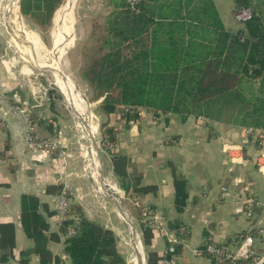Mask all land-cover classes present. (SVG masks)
I'll return each mask as SVG.
<instances>
[{
	"label": "crops",
	"instance_id": "1",
	"mask_svg": "<svg viewBox=\"0 0 264 264\" xmlns=\"http://www.w3.org/2000/svg\"><path fill=\"white\" fill-rule=\"evenodd\" d=\"M7 1L0 0V264H40V255L33 251L34 240L22 224L25 196L37 200L38 213L47 224L48 264H72L65 245L77 220L74 217L78 218L72 212L73 202L88 218L113 230L121 253L115 230L90 217L79 188H73L75 172L69 155L52 148V139L64 129L52 92L42 91L45 86L30 77L25 67L14 70L13 64L1 58L4 29L9 28L2 20ZM120 113L103 116L114 127L115 140L104 146L107 165L100 160V151L98 158L103 171L125 194L144 264H168L170 258L167 237L141 220L144 207L162 215L168 227L179 221L188 231L177 253L178 264H216L195 250L209 240L223 242L264 225V136L247 135L241 126L194 116L182 120L175 114L159 115L154 119L152 112L144 110L120 118ZM177 178L187 182V198L181 206L176 201ZM63 196L69 209L66 215L59 209ZM251 198L257 204L249 215ZM256 246L264 252V243Z\"/></svg>",
	"mask_w": 264,
	"mask_h": 264
},
{
	"label": "trees",
	"instance_id": "2",
	"mask_svg": "<svg viewBox=\"0 0 264 264\" xmlns=\"http://www.w3.org/2000/svg\"><path fill=\"white\" fill-rule=\"evenodd\" d=\"M65 0H22L25 20L47 31ZM234 7H250L253 17L244 24L227 26L214 0H128L114 2L98 30V46L88 53L81 74L94 92L102 116L110 117L129 105L151 110L155 115L190 116L243 128L264 129V0H233ZM101 36V38H99ZM102 144L115 140L114 127L102 121ZM187 182L176 179V201L184 205ZM37 200L25 196L22 224L34 240L40 264H48L47 224L38 213ZM78 214L75 232L68 237L65 252L72 264H127L118 252L112 229ZM140 211V218H141ZM177 236L181 222H170ZM252 228L249 233L255 232ZM243 235L223 242L209 240L219 248L237 244ZM176 245V253L182 249ZM216 264L211 254L204 252ZM238 264H253L238 261ZM264 264V262H262Z\"/></svg>",
	"mask_w": 264,
	"mask_h": 264
},
{
	"label": "rangeland",
	"instance_id": "3",
	"mask_svg": "<svg viewBox=\"0 0 264 264\" xmlns=\"http://www.w3.org/2000/svg\"><path fill=\"white\" fill-rule=\"evenodd\" d=\"M67 1L68 0H65L59 9H61L64 4L67 3ZM115 1L119 0L76 1L72 9L73 38L75 40H73V42L66 48L65 54L60 60L64 71L71 77L74 86L78 87L84 98L90 104L91 110L97 118L98 134L96 141L99 146L100 160L104 162L105 166L107 165L105 154L107 153V150L101 141V124L104 120V117L98 108L100 99H95L92 88L82 77L81 69L87 60L86 57L88 58V53L91 54L97 48L99 43L98 38H96V36L98 37L97 32L100 29V26L103 24L104 16L113 10ZM215 2L218 6L224 23L227 26H237L238 24L235 22L233 17V13L235 11L233 0H215ZM3 6L5 9L4 4ZM58 10L54 15L51 27L47 31L36 28L30 21L25 20L22 17L24 30L28 36L27 38H31L34 45L36 46L34 47L35 53L38 55V57L46 61L53 60L54 58L51 50L54 46L56 33L59 30V28H57V14L60 10ZM2 20L5 23V10L3 12ZM97 27L98 30L96 31V34H94V28L96 29ZM4 28H6V26H4L3 29ZM12 36L13 35L9 33L8 28L4 29L5 45L2 49L1 58L10 65L13 64L12 68H14V70L19 71L22 69V67H25L26 71L31 72L28 74L30 77L37 78V80H39L41 84L46 87L45 88L41 86L42 91L48 93L50 91L52 92V102L57 113L61 117V124L64 127L62 134L56 139H52V141L56 144V151H64L62 153L67 155V157L69 155V159L72 161L73 171L75 172L72 177V184L74 185L73 188H79L80 198L89 209V211L87 210L90 212L89 216L106 223L115 230L118 237L117 240L121 254H123L126 260H128V264H133L131 254H134V250L131 244V239L129 238V227L127 226L126 222L118 215L116 204L97 190L87 171L83 157V149L84 146H86V142L82 139L81 133L76 126L75 117L73 115V111L71 110L70 104L68 103L67 97L56 84L53 72L49 68L37 64L26 57V55L21 52L20 46L17 45L16 39ZM99 38H101V36H99ZM148 111L152 112L151 110ZM154 115L155 114L152 116ZM104 174L113 185H116L117 190L122 196V202L125 204V194L121 191L117 184L113 182L105 168ZM142 209L141 216H143ZM153 212L154 214L159 215L155 211Z\"/></svg>",
	"mask_w": 264,
	"mask_h": 264
},
{
	"label": "bare ground",
	"instance_id": "4",
	"mask_svg": "<svg viewBox=\"0 0 264 264\" xmlns=\"http://www.w3.org/2000/svg\"><path fill=\"white\" fill-rule=\"evenodd\" d=\"M76 1L77 0H68L67 3L59 9L60 11L58 10L59 13L57 12V28H59V30L57 29L58 32L56 33L54 46L51 50L54 58L50 61H46L38 57L34 51V47L36 46L34 45L33 40H31V38H27L28 36L25 33L22 16L20 14L19 0H8L7 5L5 4V22L9 27V33L13 35L12 37L16 39L17 45L20 46L21 52L24 53L31 61L49 68L53 72L55 82L67 97L68 103L70 104L75 117L76 126L81 133L82 139L86 142V146H84L83 149V157L87 171L97 190L104 196H108V194L112 193L113 190L118 193V203L116 204L117 213L128 226L129 218L126 216L124 207L122 206V196L120 192L117 189L115 190V188L108 181L103 183L100 176V161L98 158L97 143L95 142L98 134L97 118L91 110L90 104L84 98L78 87L74 86L71 77L64 71L63 65L60 63V60L66 52V48L73 42V40H75L73 38L72 9ZM138 241L135 243L131 240L134 250V254L131 256L132 263L144 264L141 260L142 249ZM137 254L139 255V260H137Z\"/></svg>",
	"mask_w": 264,
	"mask_h": 264
},
{
	"label": "built area",
	"instance_id": "5",
	"mask_svg": "<svg viewBox=\"0 0 264 264\" xmlns=\"http://www.w3.org/2000/svg\"><path fill=\"white\" fill-rule=\"evenodd\" d=\"M139 0H128L131 5H134ZM233 17L235 22L238 24H244L253 17V11L250 7H241L236 8ZM146 110L140 106L129 105L124 108L120 113V118L127 116L129 114L135 115L139 112ZM153 112V111H152ZM155 114L154 112L152 115ZM157 116V115H156ZM154 116V118H156ZM244 131L247 135L256 134L258 136H264V129H256L254 127H246ZM53 142V141H52ZM42 145L48 146V142H43ZM111 146V144H110ZM52 148H56V144L52 143ZM257 204V201L251 198L248 202L247 213L252 215L254 206ZM59 209L63 215H66L68 209V204L66 198H63L59 202ZM143 216L141 217L142 221L146 224L153 225L158 228L168 240V253H170V258L168 264H178V257L176 253L177 244H185V236H177L175 231L169 229V227L164 223L162 215L154 214L153 210L150 207H144L142 209ZM78 219L74 217V220ZM77 221V220H76ZM256 230L253 233L246 234L240 238V241L235 246H230L228 248H219L215 244H204L203 247L195 250L197 254L204 252L209 253L217 262H231V264H238V261H250L253 260V264H262L264 262V252H259L256 244L264 243V225L255 227ZM185 228L179 230L180 233L184 232ZM75 232V223L71 225L69 233L72 235Z\"/></svg>",
	"mask_w": 264,
	"mask_h": 264
},
{
	"label": "water",
	"instance_id": "6",
	"mask_svg": "<svg viewBox=\"0 0 264 264\" xmlns=\"http://www.w3.org/2000/svg\"><path fill=\"white\" fill-rule=\"evenodd\" d=\"M21 2H22V0H19V2H18L19 6H20ZM102 99L99 100V103L102 101ZM95 142L97 143V141H95ZM96 146H97V152H98L99 151V149H98L99 146H98V144ZM100 176H101L102 182L105 183L106 182V178L104 177V171H103V166H102L101 162H100ZM117 197H118V193L115 192L114 190L112 191V193L108 194V198L111 201H113L115 204L118 203ZM121 203H122V206L124 207L126 216L129 218L128 227H129V230H130L131 238L136 243L137 239H138V236H137L136 228H135L134 223H133V218H132L131 214L129 213L128 209L126 208L124 202H122V200H121ZM137 257L139 259V256H137Z\"/></svg>",
	"mask_w": 264,
	"mask_h": 264
}]
</instances>
